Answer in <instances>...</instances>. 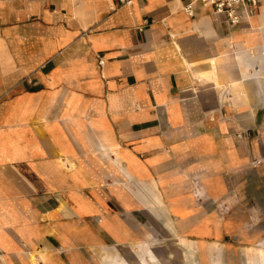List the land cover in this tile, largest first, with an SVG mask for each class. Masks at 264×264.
Segmentation results:
<instances>
[{"label":"crops","instance_id":"obj_1","mask_svg":"<svg viewBox=\"0 0 264 264\" xmlns=\"http://www.w3.org/2000/svg\"><path fill=\"white\" fill-rule=\"evenodd\" d=\"M241 12L0 0V264H203L259 240L264 6Z\"/></svg>","mask_w":264,"mask_h":264},{"label":"rangeland","instance_id":"obj_2","mask_svg":"<svg viewBox=\"0 0 264 264\" xmlns=\"http://www.w3.org/2000/svg\"><path fill=\"white\" fill-rule=\"evenodd\" d=\"M264 219V216H262ZM254 225V224H253ZM256 225V224H255ZM256 227H259L257 225ZM261 237L257 241L249 243V245H236L229 247L225 253L217 255V257L205 261L203 264H264V224L260 226ZM175 250V252H174ZM171 252L172 262L167 264H195L194 258L190 251L180 253L174 249ZM121 264H133L131 261ZM139 264H148L140 262Z\"/></svg>","mask_w":264,"mask_h":264},{"label":"built area","instance_id":"obj_3","mask_svg":"<svg viewBox=\"0 0 264 264\" xmlns=\"http://www.w3.org/2000/svg\"><path fill=\"white\" fill-rule=\"evenodd\" d=\"M205 4H212L214 11L225 17L232 23H236L242 16L241 7L245 6L249 11H255L260 6H264V0H201ZM186 10L193 12L192 4L185 6ZM99 62L104 65L105 59L99 56Z\"/></svg>","mask_w":264,"mask_h":264}]
</instances>
